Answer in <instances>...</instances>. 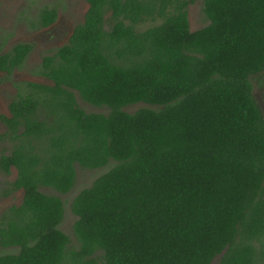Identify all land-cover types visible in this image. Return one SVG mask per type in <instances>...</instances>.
I'll list each match as a JSON object with an SVG mask.
<instances>
[{
    "label": "trees",
    "instance_id": "obj_1",
    "mask_svg": "<svg viewBox=\"0 0 264 264\" xmlns=\"http://www.w3.org/2000/svg\"><path fill=\"white\" fill-rule=\"evenodd\" d=\"M87 2L43 59L52 85L0 112V169L17 171L3 195L24 193L0 221V264H264V0H205L194 32V0ZM31 50L0 55V72ZM104 167L73 198L72 248L64 201L44 190L68 195L78 169Z\"/></svg>",
    "mask_w": 264,
    "mask_h": 264
},
{
    "label": "rangeland",
    "instance_id": "obj_2",
    "mask_svg": "<svg viewBox=\"0 0 264 264\" xmlns=\"http://www.w3.org/2000/svg\"><path fill=\"white\" fill-rule=\"evenodd\" d=\"M204 2L205 0H194L189 7L190 29L193 32L204 28L207 24L203 13ZM45 8L55 9L59 17L55 25L47 29L40 25V13ZM88 8L86 0H0V55L9 53L17 44L32 46L31 53L22 67L15 69L11 75L0 72V112L3 115L9 117L11 102L30 92L28 84L52 85L50 80L41 75L43 59L68 43L75 27L84 22ZM150 24L151 22L147 23ZM147 25H141L140 29L147 28ZM253 95L264 116V73L257 76ZM80 106L86 113L98 112L97 109L81 102ZM99 112L105 111L99 110ZM0 131L5 133V126L0 124ZM11 148L10 141L0 142V157L9 154ZM101 169L97 171L78 169L76 186L68 195H61L51 189L44 190L47 194L57 196L64 201L65 212L61 230L71 237L72 248L78 247L73 235V226L76 222L71 210L73 198L81 190L91 186L98 175L108 170L105 167ZM16 178V169L12 168L10 174L0 169V221L12 207L22 204L23 191L15 192L10 196L3 195ZM2 252L6 253V250Z\"/></svg>",
    "mask_w": 264,
    "mask_h": 264
},
{
    "label": "flooded vegetation",
    "instance_id": "obj_3",
    "mask_svg": "<svg viewBox=\"0 0 264 264\" xmlns=\"http://www.w3.org/2000/svg\"><path fill=\"white\" fill-rule=\"evenodd\" d=\"M87 1V0H86ZM88 3V2H87ZM88 5H89V3H88ZM90 7V6H89ZM88 10H89V8H88ZM88 12V11H87ZM59 17H58V13H57V19H58ZM57 19H56V21L52 24V25H50V26H47V27H43V28H51V27H53L54 25H55V23L57 22ZM85 19V18H84ZM42 27V26H41ZM76 28V27H75ZM73 32H74V30L72 31V33H71V35H70V37H69V41H70V38H71V36H72V34H73ZM69 41H68V43H69ZM67 43V44H68ZM66 44V45H67ZM65 46V45H64Z\"/></svg>",
    "mask_w": 264,
    "mask_h": 264
}]
</instances>
